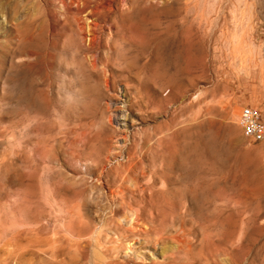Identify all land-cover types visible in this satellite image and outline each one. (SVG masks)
Wrapping results in <instances>:
<instances>
[{
    "label": "rangeland",
    "instance_id": "1",
    "mask_svg": "<svg viewBox=\"0 0 264 264\" xmlns=\"http://www.w3.org/2000/svg\"><path fill=\"white\" fill-rule=\"evenodd\" d=\"M245 104L264 120V0H0V264H92L136 212L264 264Z\"/></svg>",
    "mask_w": 264,
    "mask_h": 264
},
{
    "label": "bare ground",
    "instance_id": "2",
    "mask_svg": "<svg viewBox=\"0 0 264 264\" xmlns=\"http://www.w3.org/2000/svg\"><path fill=\"white\" fill-rule=\"evenodd\" d=\"M79 1V0H78ZM94 1V0H93ZM104 1V0H103ZM189 2V1H188ZM65 3V2H64ZM187 3V2H186ZM86 4V3H85ZM100 4V3H99ZM79 5V4H78ZM96 6V4H94ZM63 6V5H62ZM99 7V5H97ZM104 6V5H103ZM112 7V6H111ZM145 7V6H144ZM102 8V7H101ZM92 9V8H91ZM97 10V9H96ZM101 10V9H100ZM99 10V11H100ZM165 10V9H164ZM183 10V9H182ZM106 11V10H105ZM128 11V10H127ZM181 11V10H179ZM56 12V11H55ZM98 12V11H97ZM108 12V11H107ZM164 12V11H163ZM189 12V11H188ZM71 13V12H70ZM100 13V12H99ZM130 13V12H129ZM168 14V13H167ZM203 14V13H202ZM60 15V14H59ZM110 15V14H109ZM185 14H183L184 16ZM93 16V15H92ZM97 16V15H96ZM129 16V14L127 15ZM134 16V15H133ZM167 16V15H166ZM109 17V16H108ZM115 17V14H114ZM173 17V16H172ZM87 18V17H86ZM96 18V17H95ZM98 18V17H97ZM130 18V17H129ZM187 18V17H185ZM110 19V18H109ZM113 19V18H112ZM89 20V19H88ZM88 28L90 36L96 37L94 28L97 26L96 20L90 19ZM89 20V21H90ZM106 20V19H105ZM113 22V21H112ZM125 22V21H124ZM135 22V21H134ZM108 23V22H107ZM148 23V22H147ZM77 24V23H76ZM81 24V23H80ZM99 24V23H98ZM192 24V23H191ZM78 25V24H77ZM82 25V24H81ZM83 26V25H82ZM81 27V26H80ZM84 28V27H83ZM7 29V28H6ZM12 29V28H11ZM20 29V28H19ZM78 29V27H77ZM23 30V29H22ZM85 30V29H84ZM8 30L6 31V33ZM15 33V32H14ZM19 33V32H18ZM84 33V32H82ZM33 34V33H32ZM81 34V33H80ZM96 34V35H95ZM10 35V34H9ZM8 35V36H9ZM21 34H19L20 36ZM84 35V34H83ZM18 36V35H17ZM11 37V36H10ZM35 37V36H34ZM85 37V35H84ZM84 37L82 39H84ZM87 37V36H86ZM110 37V36H109ZM113 37V36H112ZM7 39V38H5ZM11 39V38H10ZM17 39V38H16ZM98 39V38H97ZM42 40V39H41ZM85 40V39H84ZM83 40V41H84ZM93 41V39H92ZM6 42V41H5ZM14 40L12 41V43ZM120 42V41H119ZM92 43V42H91ZM36 49V48H35ZM32 52V51H31ZM47 57V56H46ZM95 60V59H94ZM93 61V60H92ZM94 62V61H93ZM95 64V63H94ZM92 65V63H91ZM107 65V64H106ZM101 68V67H100ZM104 68V67H103ZM99 69V68H98ZM96 71V70H95ZM123 71V70H122ZM105 73V72H104ZM105 76V75H104ZM125 77V76H124ZM107 78V77H105ZM107 81V80H106ZM127 84V83H126ZM131 85V84H130ZM134 89V88H133ZM133 94V93H132ZM135 100V99H134ZM126 101V100H125ZM133 101V100H132ZM136 103H138L135 100ZM129 103V102H128ZM131 103V101H130ZM135 104V103H134ZM120 105V104H119ZM130 105V104H129ZM128 107V105L126 106ZM126 109V108H125ZM128 110V109H127ZM111 118V117H110ZM111 123V121H110ZM127 124V123H126ZM122 130V129H121ZM126 130V129H125ZM127 137V136H126ZM37 153V151H35ZM40 152V151H39ZM21 153V152H20ZM25 153V152H24ZM26 154V153H25ZM27 155V154H26ZM35 155V154H34ZM38 156V153H37ZM14 158V157H13ZM43 158V157H42ZM45 158V157H44ZM41 159V158H40ZM27 161V160H26ZM34 164V163H33ZM32 165V164H31ZM45 166V165H44ZM44 169V168H43ZM13 171V170H12ZM17 171V170H16ZM17 181V180H16ZM134 182V181H132ZM177 191V190H176ZM122 196V195H121ZM165 196V195H164ZM164 199V198H163ZM127 201V200H126ZM171 202V201H170ZM177 204V203H176ZM142 205V204H141ZM130 206V205H129ZM131 207V206H130ZM172 207V206H171ZM117 208V207H116ZM141 208V207H140ZM129 209V208H128ZM131 211V208L130 210ZM153 211V210H152ZM136 212V211H135ZM131 213V212H130ZM134 213V212H133ZM110 215V214H109ZM108 215V216H109ZM126 215V214H125ZM129 215V214H128ZM134 217L115 219L107 218L100 221L99 235L96 236L99 249L101 251L92 264H206V235L200 234L197 240L200 247L197 248L188 233L181 227L176 228L156 227L153 221H145L141 214L136 212ZM104 216V215H102ZM124 216V215H123ZM156 216V215H155ZM117 217V216H116ZM131 217V216H130ZM176 217V216H175ZM84 218V217H83ZM154 218V216H153ZM101 219V217H100ZM105 219V218H104ZM144 219V221H143ZM156 219V218H154ZM182 220V219H181ZM161 221V220H160ZM163 221V220H162ZM98 222V221H97ZM171 222H174L171 220ZM157 223V222H156ZM165 223V222H164ZM163 223V224H164ZM170 223V222H169ZM183 223V222H181ZM83 224V223H82ZM99 224V223H98ZM160 224V223H157ZM166 224V223H165ZM162 225V224H161ZM172 225V224H171ZM175 226L176 224L173 223ZM84 226V225H83ZM158 226V225H157ZM98 230V229H97ZM70 234V233H69ZM94 234V233H93ZM92 234V235H93ZM94 236V235H93ZM88 237V236H87ZM69 238V237H67ZM70 240V239H68ZM81 240V239H80ZM84 241V240H83ZM87 241V239H86ZM89 241V240H88ZM95 241V242H96ZM77 242V241H76ZM92 242V241H91ZM73 244V242H71ZM82 243V242H81ZM86 243V242H85ZM60 244V243H59ZM80 244V243H79ZM75 245V244H74ZM77 245V243H76ZM75 245V246H76ZM97 245V244H96ZM83 246V245H82ZM85 246V245H84ZM81 249V248H80ZM97 249V248H96ZM153 250L158 257H147L148 250ZM196 249L198 251H196ZM82 250V249H81ZM71 251V248H70ZM98 252V251H96ZM95 252V253H96ZM68 253V252H67ZM77 253V252H76ZM152 254V253H151ZM97 255V253H96ZM89 256V255H88ZM91 257V256H89ZM80 260V259H78ZM89 260V259H88ZM89 263V262H88ZM211 263V261H210ZM91 264V263H90Z\"/></svg>",
    "mask_w": 264,
    "mask_h": 264
},
{
    "label": "built area",
    "instance_id": "3",
    "mask_svg": "<svg viewBox=\"0 0 264 264\" xmlns=\"http://www.w3.org/2000/svg\"><path fill=\"white\" fill-rule=\"evenodd\" d=\"M238 122L246 137L264 143V120L258 107L250 104L243 105Z\"/></svg>",
    "mask_w": 264,
    "mask_h": 264
}]
</instances>
